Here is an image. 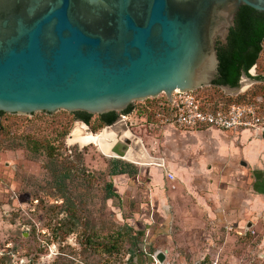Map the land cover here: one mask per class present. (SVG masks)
Instances as JSON below:
<instances>
[{"label": "rangeland", "instance_id": "obj_1", "mask_svg": "<svg viewBox=\"0 0 264 264\" xmlns=\"http://www.w3.org/2000/svg\"><path fill=\"white\" fill-rule=\"evenodd\" d=\"M251 74L264 76V42ZM260 86L264 81L246 76L234 89L208 85L194 90L193 95L212 107L253 105L261 119L263 129L258 132L218 129V137L207 129L184 132L189 129L167 119L172 109L165 94L136 101L134 115H119L109 129L113 135L106 126L98 129L102 124L95 117L91 128L80 129L75 114L66 110L4 112L0 264H264V97L256 94ZM89 129L115 139L118 132L132 134L131 149L138 152L140 147L154 162L134 163L106 155L93 143L71 140ZM219 150L226 161L213 160ZM115 160L126 172L113 174ZM171 168L175 174L185 168L200 197L177 192L175 179H166ZM198 181L206 183L198 186ZM207 184L209 189H203ZM229 188L228 201L224 190ZM251 193L260 196L259 202L246 201ZM121 227L130 228L138 240L123 237L114 252L86 245L85 230L95 232V245H110ZM55 229L61 233L54 234ZM159 251L167 255L164 263L154 258Z\"/></svg>", "mask_w": 264, "mask_h": 264}, {"label": "water", "instance_id": "obj_2", "mask_svg": "<svg viewBox=\"0 0 264 264\" xmlns=\"http://www.w3.org/2000/svg\"><path fill=\"white\" fill-rule=\"evenodd\" d=\"M242 6L264 12V0H0V111L85 112L94 123L134 115L136 101L172 102L176 90L213 85L218 46ZM133 140L118 132L111 152L125 158Z\"/></svg>", "mask_w": 264, "mask_h": 264}, {"label": "trees", "instance_id": "obj_3", "mask_svg": "<svg viewBox=\"0 0 264 264\" xmlns=\"http://www.w3.org/2000/svg\"><path fill=\"white\" fill-rule=\"evenodd\" d=\"M263 42L264 12L256 11L249 6H242L237 14L235 26L230 30L228 43L226 45L219 44L218 46V54L220 59L219 76L214 81L213 85L217 87H220L221 85L237 87L242 75L244 74L251 79L264 81V76H253L251 74V69L258 64L260 53L263 50ZM256 94H261L264 97V86H260ZM229 104L231 103H227L223 105V107L226 108ZM133 109L134 105H130L126 113H131ZM3 113L4 112L0 111V115H3ZM79 114L82 115V117L84 118L83 120L90 127L92 115L85 112H79ZM118 117V112L99 115L98 124H102V126L100 125L98 129L113 124L114 122H116ZM125 166L127 167L129 165ZM112 172L113 174H117L124 173L126 171L125 169H123V166L120 165V161L115 160L114 170ZM66 226L68 227V225ZM59 230L60 229H55L53 233H61ZM130 231L131 229L128 227H121L117 233V237L113 239L114 242L112 244L102 245L100 242H97L95 245L96 241L92 240L95 232L88 233L85 230L84 232L87 235L86 245L91 244L96 247L99 246V248H102L103 250H106L108 252H114L116 249H118V241L121 238L128 236L129 239L138 240V237L132 236ZM133 244L137 245L136 242H133ZM132 252L134 254L136 252V249H132ZM131 259L134 260L133 255L131 256Z\"/></svg>", "mask_w": 264, "mask_h": 264}, {"label": "built area", "instance_id": "obj_4", "mask_svg": "<svg viewBox=\"0 0 264 264\" xmlns=\"http://www.w3.org/2000/svg\"><path fill=\"white\" fill-rule=\"evenodd\" d=\"M193 91H175L172 102L168 105L172 109L171 119L174 124L183 129L215 128L219 130H251L258 132L261 119L253 105L238 103L229 104L226 108L212 107L208 101L193 95ZM208 105V106H207ZM162 166V164H160ZM169 179H174L172 172L166 173ZM156 256V255H155ZM154 256V258H155ZM156 260V258H155ZM157 261V260H156Z\"/></svg>", "mask_w": 264, "mask_h": 264}, {"label": "crops", "instance_id": "obj_5", "mask_svg": "<svg viewBox=\"0 0 264 264\" xmlns=\"http://www.w3.org/2000/svg\"><path fill=\"white\" fill-rule=\"evenodd\" d=\"M204 129H207V131L211 132V135L213 133L214 136H217L218 137V132L219 131L218 129L216 130L215 128H203V129H194L193 131H191L192 129H189L188 131H184V132H187V133H190V134H197V133H202L203 131H200V130H204ZM214 131V132H213ZM225 132L226 131H229V130H224ZM244 133H248L247 131H244ZM197 136V135H196ZM199 136V135H198ZM220 152V153H219ZM225 152H226V149H225ZM255 153V151H254ZM226 154V153H225ZM213 159V157H212ZM213 160H217V161H226L227 160V157L223 154V151H218V154L214 156V159ZM174 168V167H173ZM175 169V168H174ZM167 171H172V168L171 170H167ZM173 172V171H172ZM174 174V179H169L168 177L166 178L167 181L169 180H174L175 184L177 183L180 188H178L177 192H185V190H187L188 192H191V194H197L199 197H200V194L197 192V190H192L194 189V180L193 178H190L187 174V171L185 168H181V169H177L176 170V174L173 172ZM170 182V181H169ZM201 183H206L205 181H202ZM199 181H198V186H200L201 184ZM208 184L211 186L213 183L209 180ZM207 184V187L205 185H202V188L203 189H209V186ZM176 187V185H174ZM191 190V191H190ZM193 191V192H192ZM231 193V188H229V190H224V197L227 198V200L229 201V199L231 200V197H229ZM251 199L249 200V198L246 199V201H258L259 202V197L258 194H253L251 193ZM230 205L231 206V203L230 202H227V205ZM245 207H247L248 204L245 203Z\"/></svg>", "mask_w": 264, "mask_h": 264}, {"label": "bare ground", "instance_id": "obj_6", "mask_svg": "<svg viewBox=\"0 0 264 264\" xmlns=\"http://www.w3.org/2000/svg\"><path fill=\"white\" fill-rule=\"evenodd\" d=\"M110 128H107V133H109L110 135H113L112 132H110L111 130ZM106 134H94L93 132H91V130H84L81 138L79 136H77V138L71 139L72 141L75 142H81V143H93L95 144L104 154L106 155H116L113 154L111 152V147L113 145V141L115 140V138H112L114 136H106ZM106 136V137H105ZM125 136H129L135 139V137L132 134H127ZM133 148V147H132ZM126 160L128 161H132L134 163H139V164H145V163H152L154 162V159L150 158L147 153H145L144 151H138L135 152L132 149H130V151L128 152V154L125 156ZM156 162V160H155Z\"/></svg>", "mask_w": 264, "mask_h": 264}, {"label": "flooded vegetation", "instance_id": "obj_7", "mask_svg": "<svg viewBox=\"0 0 264 264\" xmlns=\"http://www.w3.org/2000/svg\"><path fill=\"white\" fill-rule=\"evenodd\" d=\"M76 114V119H78L79 121H81V122H85L83 119V117H82V115L81 114H79V112L78 113H75ZM114 124V123H113ZM110 125H112V124H110ZM107 126H109V125H107ZM106 126V127H107ZM128 135H129V133H128Z\"/></svg>", "mask_w": 264, "mask_h": 264}]
</instances>
